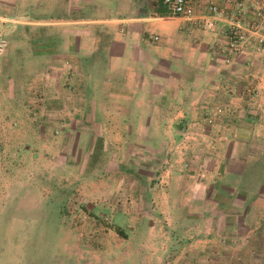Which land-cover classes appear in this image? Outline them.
Segmentation results:
<instances>
[{
  "label": "crops",
  "instance_id": "1",
  "mask_svg": "<svg viewBox=\"0 0 264 264\" xmlns=\"http://www.w3.org/2000/svg\"><path fill=\"white\" fill-rule=\"evenodd\" d=\"M208 2L231 7L200 0L188 19L163 0H54L26 23H55L56 56L78 92L71 121L101 124L127 147H160L169 183L195 187L186 214L224 222L223 241L208 246L216 255L198 262L245 264L242 251L247 264H264V52L245 49L226 64L224 23L203 26ZM229 234L251 240L227 244Z\"/></svg>",
  "mask_w": 264,
  "mask_h": 264
},
{
  "label": "rangeland",
  "instance_id": "2",
  "mask_svg": "<svg viewBox=\"0 0 264 264\" xmlns=\"http://www.w3.org/2000/svg\"><path fill=\"white\" fill-rule=\"evenodd\" d=\"M32 2L0 3V264H200L216 255L208 246L223 241L224 222L186 214L195 187L169 183L163 149L133 139L127 147L101 124L71 121L78 92L56 56L55 23H26L54 0Z\"/></svg>",
  "mask_w": 264,
  "mask_h": 264
},
{
  "label": "built area",
  "instance_id": "3",
  "mask_svg": "<svg viewBox=\"0 0 264 264\" xmlns=\"http://www.w3.org/2000/svg\"><path fill=\"white\" fill-rule=\"evenodd\" d=\"M225 6L208 2L204 5L208 14L203 18V26L211 28L215 21L225 26L226 43L222 47L225 63H232L245 49L264 52V0H226ZM172 14L191 19L200 6V0H163Z\"/></svg>",
  "mask_w": 264,
  "mask_h": 264
}]
</instances>
